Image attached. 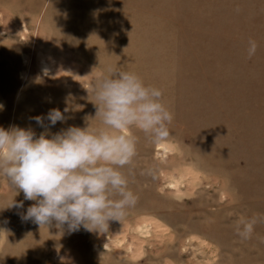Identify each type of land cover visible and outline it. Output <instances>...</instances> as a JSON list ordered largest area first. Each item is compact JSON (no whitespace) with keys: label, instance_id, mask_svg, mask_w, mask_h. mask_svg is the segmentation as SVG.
Listing matches in <instances>:
<instances>
[{"label":"rangeland","instance_id":"rangeland-1","mask_svg":"<svg viewBox=\"0 0 264 264\" xmlns=\"http://www.w3.org/2000/svg\"><path fill=\"white\" fill-rule=\"evenodd\" d=\"M44 2L0 4V126L39 136L31 118L52 108L70 117L52 133L101 126L93 82L117 67L159 88L173 119L158 144L135 130L138 200L106 231L22 220L35 201L0 175V264H264V0Z\"/></svg>","mask_w":264,"mask_h":264},{"label":"clouds","instance_id":"clouds-1","mask_svg":"<svg viewBox=\"0 0 264 264\" xmlns=\"http://www.w3.org/2000/svg\"><path fill=\"white\" fill-rule=\"evenodd\" d=\"M250 43L251 55L257 45ZM92 93L99 127L88 121L85 127L69 126L52 133L58 122L70 118L65 115L67 108L32 117L44 129L39 136L31 127L0 126V175L23 192L24 200L35 201L18 213L22 220L40 226L55 222L66 226L69 234L81 229L101 232L111 220L121 221L137 203L124 171L137 155L135 130L158 144L169 137L167 125L173 114L162 102L159 88L118 67L97 77ZM10 206L23 209L24 202ZM257 219L237 225L242 238H250Z\"/></svg>","mask_w":264,"mask_h":264},{"label":"crops","instance_id":"crops-1","mask_svg":"<svg viewBox=\"0 0 264 264\" xmlns=\"http://www.w3.org/2000/svg\"><path fill=\"white\" fill-rule=\"evenodd\" d=\"M45 0H1V6H11L15 9H18L16 12H20L23 14H33L37 13L38 10L44 9L47 5V2H44ZM66 14H73L72 10H69L66 12ZM64 24L66 26H64ZM73 24V21L70 18H67L65 23L60 24L61 27H59V30H67L70 29L71 25Z\"/></svg>","mask_w":264,"mask_h":264}]
</instances>
